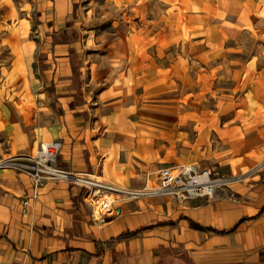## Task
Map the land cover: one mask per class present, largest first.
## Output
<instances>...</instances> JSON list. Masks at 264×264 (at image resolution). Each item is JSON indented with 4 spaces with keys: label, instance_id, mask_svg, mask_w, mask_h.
<instances>
[{
    "label": "crops",
    "instance_id": "obj_1",
    "mask_svg": "<svg viewBox=\"0 0 264 264\" xmlns=\"http://www.w3.org/2000/svg\"><path fill=\"white\" fill-rule=\"evenodd\" d=\"M85 1L32 0L38 40L28 38L32 18L0 3V34L5 25L8 31L0 39V159L58 140L59 168L128 189L141 188L146 175L156 179L165 166L186 163L220 175L246 174L245 181L233 187L235 202L227 194L183 205L145 198L97 222L82 189L65 181L44 182L22 214L31 180L0 169V264H262L264 0H104L115 38L97 58L86 51L90 30L75 22ZM156 1L162 13L154 18L149 9ZM84 11L89 16L91 9ZM247 39L251 44L242 48ZM184 49L205 58L179 59ZM228 53L248 54L239 62ZM202 70L215 85L228 79L231 85L214 95L221 102L215 110L186 109L178 101L186 84H201ZM173 125L179 136H171L173 147L179 140L185 145L186 126L198 129L189 157L157 152L170 133L155 127Z\"/></svg>",
    "mask_w": 264,
    "mask_h": 264
},
{
    "label": "built area",
    "instance_id": "obj_2",
    "mask_svg": "<svg viewBox=\"0 0 264 264\" xmlns=\"http://www.w3.org/2000/svg\"><path fill=\"white\" fill-rule=\"evenodd\" d=\"M61 143L58 140L41 142L29 155L16 159L0 161V169H17L29 176L32 192L22 200V212L37 198L38 188L46 181H65L82 189L91 207V218L102 222L106 216L113 215L116 209L127 202L142 198H171L179 204L204 199L210 202L228 191L227 198L237 201L233 186L240 184L246 174L220 175L216 171L194 165L159 169L157 182L145 184L140 189H128L110 183L99 177L65 171L58 166ZM150 184V185H149ZM120 202L119 205H115Z\"/></svg>",
    "mask_w": 264,
    "mask_h": 264
},
{
    "label": "rangeland",
    "instance_id": "obj_3",
    "mask_svg": "<svg viewBox=\"0 0 264 264\" xmlns=\"http://www.w3.org/2000/svg\"><path fill=\"white\" fill-rule=\"evenodd\" d=\"M1 2L5 3L7 6H13L14 9H16L18 11V16H20L21 18H26V19L27 18H32L33 19V17H34V12L35 11H34V7L32 5V0H0V3ZM103 2H104V0H91L90 4L89 3L86 4V1L84 3H81V7L79 6V8H80V16L77 17V19L75 21L76 22V26L78 27L79 30H82V31H84V30L86 31L88 29L90 30V31L88 30L89 32H86V34L89 33V36H90L89 38H90V41H91L90 43L91 44H90V47L86 49V51L87 52H92L91 56L96 57V58L100 54L105 53V47L108 50L113 48L111 46L112 43H113L111 40H113L115 38L114 35H113L114 32H113L111 18H109V19L104 18V15L106 13V10H108V8L105 7ZM24 6H25V9H24ZM88 7H90L91 11H90V15L86 16L84 9L87 10ZM160 8H161L160 2L156 1L155 4L153 5V8L149 9V11L154 14V18L155 17H160V15L162 13ZM1 11L2 10H0V13H1ZM105 17H107V14H106ZM17 22H18V19L14 20V21H7V20L4 21V23L8 24V27L11 24H15ZM30 23H31V25H30L31 28L29 29L28 38L33 39V40H38L40 35H39L38 31L35 29L37 22L33 19V21L30 22ZM154 25H155V23H154ZM91 28H93V29H91ZM3 29H4V31L0 34V39L5 37V32H8L6 25H5V28H3ZM238 38H239V36H238ZM85 40L86 39H84L83 42H85ZM241 40L242 39H240L239 42H241ZM118 42L122 43L120 40ZM97 43L98 44L100 43L99 47H97ZM190 43L191 42H189V44ZM189 44H188L187 47H189ZM250 44H251V42H249L248 39H247V42L242 41V48L243 47H247ZM243 45H246V46H243ZM190 47L193 48V46H191V45H190ZM8 49H9L8 47H4L3 50H1V51L8 52L7 51ZM202 51H203V48L201 47L200 52H202ZM191 52H192L191 49H187V50L184 49L183 53L179 50L178 53L180 55L184 54L179 59H184L185 61H188V60L195 61L194 58L196 56H198V57H196V60H199L201 58H205V57H203V55H198V54L193 55V53H191ZM248 53L249 54H253L252 52H248ZM248 53H245V54L228 53L227 54L228 55L227 58L230 59V60H237V61L241 62L240 59L243 58V57H246V55ZM9 54L10 53H8V55ZM202 54H203V52H202ZM222 61H223V64L226 66V70L228 71V73L230 71H232V67L230 68L228 66L229 64L226 61V59H222ZM192 63L194 64V62H192ZM85 65H86V63L84 62L82 67H84ZM191 70L194 71V67H191ZM222 70L223 69H218L217 71H214L213 73L215 75H217L218 72H220ZM202 72H203L202 75H204V78L201 79V84H195L194 87H193L192 84H189V85L186 84L185 85L184 101H182V100L178 101L186 109L193 108L194 106H197V108L198 107H200V108L203 107V108H207V109L211 108V109L215 110L216 109L215 108V104H220L221 102L220 101L216 102L214 100V97L216 95L222 93V92L218 93L219 90H221L222 88H225L226 86H230L231 85L229 79L226 80L225 83L221 82L220 84H216L215 85L214 79L209 77L210 74L208 72H206L205 70H202ZM80 75H81V71L77 70L76 71V76H80ZM83 75H84V73H83ZM230 76H231V73L229 74V77ZM83 82H84V80H83ZM3 87H4V85L0 84V88H3ZM96 88H97L96 86H94V88L90 87V91H91L90 96L91 97L93 96V94L96 93ZM98 89H100V85L98 86ZM214 91H215V94H214ZM194 95H196L197 98H200L199 102H201V104L198 103L197 98L194 99ZM168 101L171 104L173 102V99L169 98ZM137 103H138L137 104L138 108H140L141 106L144 105L143 102L139 101V100L137 101ZM158 104H159V102H158ZM170 104H169V106H170ZM89 118H90V116H89ZM154 124H156V123H154ZM173 126H171V128L170 127L166 128V126L165 127H159V128L155 127V129H154V130H158V129L164 128V129H167L169 131V133H170V138H168V140H170V141L167 143V147L162 146L161 141H158L157 144L155 145L156 148H157V152L161 155L160 157L166 156L167 159H179L178 157H180L181 155L188 156L189 154H191V152L189 151V149L191 148V147H189V139L190 138L191 139H193V138L195 139V137L197 136V133H198V129L197 128L193 129L191 126L190 127L186 126L185 133H183L181 135V138L184 137V136L186 138L187 135L189 134L187 139L184 140L185 141V145L182 147V144H180L181 140H179V144H177V147H173V146H171L172 145L171 136L174 135L173 136L174 138L175 137H179L178 134L176 132H174L175 126L174 127ZM213 133L214 134H211V136L216 138V135H215L216 132H213ZM156 136H159V133ZM213 137L210 138V145H212V146L215 145V147L217 149H220V144L216 143V141H215V139ZM206 143H208V141ZM198 145H199V142H196V150H198ZM203 145L204 144L201 145V152H203L202 151L203 148H204ZM26 155L27 154L11 156V157L0 159V161L9 160V159H16L19 156L22 157V156H26ZM183 159H185V158H183ZM189 159H195V158H193V156H192ZM183 165H194L195 166L194 163H186V164H177V165L165 166V167L176 168V167H180V166H183ZM165 167H163V168H165ZM7 169H10V170H12V171H14L16 173H20V174L22 173V172H20L17 169H11V168H7ZM158 173H157V178L156 179L152 178V179H150V181H148V177L146 175V177L144 179V182H143L144 185L148 184V183L153 185L154 183H156L157 179H158ZM23 174H25V173H23ZM80 174H85V173H80ZM86 175H88V174H86ZM88 176L94 177L92 175H88ZM243 181H245V180H243ZM236 185H238V184H236ZM224 194L225 195L228 194V191H222L221 193H219V197L223 196ZM158 198H162V199H165V200H168V199L170 200L171 199V198H166V197H158ZM226 198H227V196H226ZM142 199H145V198H142ZM149 199L151 200L153 198H148L147 200H149ZM214 200H211V201H214ZM193 201L207 202V201H204V199H198V200H193ZM130 202H133V201H130ZM130 202H127V203H130ZM119 204H120V202H116L115 203V205H119ZM21 212H22V209H21ZM26 212H27V210L25 212H22V214H25ZM106 217H108V216H106ZM258 262L264 264V253L260 254Z\"/></svg>",
    "mask_w": 264,
    "mask_h": 264
},
{
    "label": "trees",
    "instance_id": "obj_4",
    "mask_svg": "<svg viewBox=\"0 0 264 264\" xmlns=\"http://www.w3.org/2000/svg\"><path fill=\"white\" fill-rule=\"evenodd\" d=\"M190 225H191L192 228L200 229V230L202 229V227H200L199 225H197V224H195V223L190 222ZM130 235H131V234L126 233V234H124V237L130 236Z\"/></svg>",
    "mask_w": 264,
    "mask_h": 264
}]
</instances>
